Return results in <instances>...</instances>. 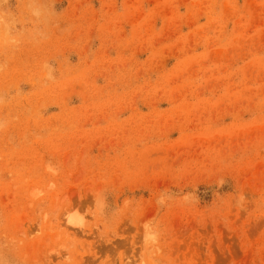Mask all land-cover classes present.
Masks as SVG:
<instances>
[{"label": "rangeland", "instance_id": "obj_1", "mask_svg": "<svg viewBox=\"0 0 264 264\" xmlns=\"http://www.w3.org/2000/svg\"><path fill=\"white\" fill-rule=\"evenodd\" d=\"M0 264H264V0H0Z\"/></svg>", "mask_w": 264, "mask_h": 264}]
</instances>
